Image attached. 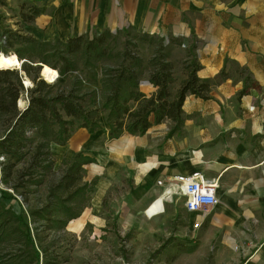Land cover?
<instances>
[{
	"label": "crops",
	"instance_id": "crops-1",
	"mask_svg": "<svg viewBox=\"0 0 264 264\" xmlns=\"http://www.w3.org/2000/svg\"><path fill=\"white\" fill-rule=\"evenodd\" d=\"M34 9L39 12L28 21ZM0 28L44 41L130 30L161 40L175 68L196 60L198 76L214 83L210 97H186L184 123L172 136L171 120L113 140L106 128L95 134L79 128L67 144L52 143V151L67 157L84 152L96 160L85 166L86 179L96 177L94 199L124 171L136 209L148 218L166 212L170 199L157 215L148 209L165 198L169 179L201 172L217 183L219 204L205 219V231L218 237L216 264H264V0H0ZM221 73L225 78L214 82ZM175 76L173 92L186 78L176 69ZM141 89L156 91L148 77ZM85 218L72 221L80 225Z\"/></svg>",
	"mask_w": 264,
	"mask_h": 264
},
{
	"label": "trees",
	"instance_id": "trees-1",
	"mask_svg": "<svg viewBox=\"0 0 264 264\" xmlns=\"http://www.w3.org/2000/svg\"><path fill=\"white\" fill-rule=\"evenodd\" d=\"M3 34L0 52L26 61L20 72L0 62V264H63L67 227L91 206L96 179L86 180L85 166L96 160L78 152L56 170L52 143L67 144L79 128L90 134L106 128L109 140L141 136L164 120L174 123L172 136L184 123L186 97L207 99L214 83L199 77L201 65L187 59L186 78L173 92L177 78L169 51L160 49L146 61L136 45L116 48L108 30L66 41L39 40L21 30ZM38 63L57 71V79L41 77ZM23 74L32 87L25 88ZM146 77L156 88L152 95L141 89ZM224 78L221 73L214 82ZM25 91L29 104L23 110L18 100Z\"/></svg>",
	"mask_w": 264,
	"mask_h": 264
},
{
	"label": "rangeland",
	"instance_id": "rangeland-1",
	"mask_svg": "<svg viewBox=\"0 0 264 264\" xmlns=\"http://www.w3.org/2000/svg\"><path fill=\"white\" fill-rule=\"evenodd\" d=\"M5 30L0 28V36ZM114 35L112 42L116 48L136 45L146 61L160 49L169 51V47L161 40L146 34L124 30ZM10 53H14V50L9 51ZM21 61L23 64L24 60ZM183 65L181 61L175 68L179 78L184 74ZM9 70L20 72L18 66ZM22 76L25 88L32 87L33 81L25 74ZM26 78L31 81L30 86L26 85ZM88 87L93 88L91 85ZM20 100L24 103L21 105L23 109L29 102L26 91ZM96 105L100 106L99 98L96 99ZM1 134L0 130V136ZM54 157L55 169L60 170L62 161L67 156L60 152ZM1 162L0 158V167ZM90 168L97 170L95 164ZM2 186L0 180V187ZM132 190V182L125 177L124 171L117 175L116 181L101 199L93 198L94 189V201L82 213L86 215L84 223L79 225L72 221L67 227L64 240L68 261L63 264H216L214 259L218 237H211L205 231L206 218L199 214L195 219L190 218L181 194H177L172 200V192L169 191L165 198L155 200L147 208L149 216L163 212L164 199H171L166 204L164 214L148 218L144 212L136 209ZM42 192L45 193L43 190ZM39 194L33 197L38 198ZM196 222H200V225L196 226Z\"/></svg>",
	"mask_w": 264,
	"mask_h": 264
},
{
	"label": "built area",
	"instance_id": "built-area-1",
	"mask_svg": "<svg viewBox=\"0 0 264 264\" xmlns=\"http://www.w3.org/2000/svg\"><path fill=\"white\" fill-rule=\"evenodd\" d=\"M5 39L6 35L2 34L0 42ZM249 110L254 111L255 106H251ZM167 182L165 196L169 195V191L172 192V197L176 194L183 195L186 199L185 208L189 213L199 214L201 217L207 218L219 204L217 183L208 180L201 172L189 175L180 174ZM158 183L163 184V181ZM195 225L199 226L200 222H196Z\"/></svg>",
	"mask_w": 264,
	"mask_h": 264
},
{
	"label": "bare ground",
	"instance_id": "bare-ground-1",
	"mask_svg": "<svg viewBox=\"0 0 264 264\" xmlns=\"http://www.w3.org/2000/svg\"><path fill=\"white\" fill-rule=\"evenodd\" d=\"M0 62L6 64L8 67L10 68H15L18 66V69H20L22 67V61L21 63L18 62L17 59H15L13 56L11 55H6L2 52H0ZM58 77V72L51 69L48 66H45L44 69V78L49 81V82H54ZM25 83L27 86L31 85V81L29 79H25ZM18 104L21 106L23 103V101L18 100Z\"/></svg>",
	"mask_w": 264,
	"mask_h": 264
},
{
	"label": "water",
	"instance_id": "water-1",
	"mask_svg": "<svg viewBox=\"0 0 264 264\" xmlns=\"http://www.w3.org/2000/svg\"><path fill=\"white\" fill-rule=\"evenodd\" d=\"M24 61H26V60H24ZM23 61V62H24ZM39 65H41L42 67H41V70H40V74H41V77H43L44 78V69H45V66H47V65H45V64H42V63H38ZM21 69V68H20ZM28 104H29V102H28ZM28 106V105H27ZM27 106L26 107H24L23 108V110L24 109H26L27 108ZM19 107L21 108V106L19 105ZM22 109V108H21Z\"/></svg>",
	"mask_w": 264,
	"mask_h": 264
}]
</instances>
